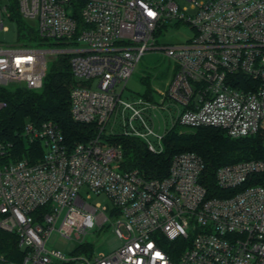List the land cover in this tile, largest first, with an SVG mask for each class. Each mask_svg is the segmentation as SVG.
I'll return each mask as SVG.
<instances>
[{
	"label": "built area",
	"instance_id": "obj_1",
	"mask_svg": "<svg viewBox=\"0 0 264 264\" xmlns=\"http://www.w3.org/2000/svg\"><path fill=\"white\" fill-rule=\"evenodd\" d=\"M12 1L0 2V32L13 20ZM15 2L42 39L61 47L0 42V87L40 90L49 58L66 54L78 82L71 115L95 133L71 145L55 122L30 121L22 132L30 149L22 158L11 157L12 143H0V229L16 234L24 252L20 261L0 252V264H264L263 159L216 169L213 193L201 180L205 163L198 154H176L168 174L156 178L123 169V147L113 142L132 136L161 153L175 126H215L233 138L264 135V0ZM175 27L193 35L159 43ZM154 50L177 66L168 88H156L161 102L153 92L124 100L136 66ZM156 111L172 119L163 134L154 128ZM83 188L115 204L122 245L109 254L88 256V242L83 254L70 257L46 248L54 231L81 238L105 227L106 209L88 202Z\"/></svg>",
	"mask_w": 264,
	"mask_h": 264
},
{
	"label": "trees",
	"instance_id": "obj_2",
	"mask_svg": "<svg viewBox=\"0 0 264 264\" xmlns=\"http://www.w3.org/2000/svg\"><path fill=\"white\" fill-rule=\"evenodd\" d=\"M11 11L12 19L18 23V36L33 38V27L23 18L15 0L12 1ZM77 85L69 56L61 54L55 59L40 90L0 87V99L6 101V106L0 109V143L13 144V159L22 158L30 149L22 137L25 125L30 121L55 122L71 145L87 142L94 135L93 125L76 122L71 115L70 93ZM145 95L152 96L150 87ZM113 142L123 147V169H139L145 175L156 178H163L168 174L176 154L186 151L198 154L205 163L201 180L213 193L217 192L215 171L219 167L244 160H264V135L233 138L225 130L215 126H175L166 135L165 149L161 153L150 152L142 139L132 136L116 137ZM38 153H41V149ZM83 249L90 250V245L83 246ZM0 252L14 261H20L24 254L16 234L2 229Z\"/></svg>",
	"mask_w": 264,
	"mask_h": 264
},
{
	"label": "rangeland",
	"instance_id": "obj_3",
	"mask_svg": "<svg viewBox=\"0 0 264 264\" xmlns=\"http://www.w3.org/2000/svg\"><path fill=\"white\" fill-rule=\"evenodd\" d=\"M201 1V0H198ZM2 4L4 0L0 1ZM182 6L189 8V13L193 14L194 10L190 8L189 2L182 1ZM8 31L0 32V42L15 44L21 43L29 47H42V48H56L61 47L60 43L56 40L42 39L38 33L37 27H33V38L18 36V23L14 20L5 22ZM193 35V31L188 28H171L166 36L158 37L159 43H179L185 41ZM59 55L55 58L57 59ZM55 59L49 58L48 73L51 71ZM177 71L176 64L166 56L162 50H154L147 52L141 61L136 66L131 78L127 82V87L123 93L124 100L133 101L144 95L149 89H152L155 100L160 103L161 96L156 90L160 88L166 90L168 88L169 79H171ZM46 81V79H45ZM6 87L15 89L19 87L17 83H10ZM120 90V89H118ZM155 117V131L158 134H163L166 128L171 127L172 119L166 111H156ZM184 128V127H183ZM155 140V137H152ZM81 194L91 204H101L106 210V215L109 220L105 227L100 230L98 227L88 230L81 238H76L73 234L70 238L61 235L58 231H54L46 242V248L61 251L67 257L83 254L81 245L83 242L90 244V250L87 252L88 256H99L101 254H109L122 245V240L116 233L114 215L115 204L113 200L105 193L96 194L88 188H83ZM91 195L88 198V195ZM60 226V222L57 228Z\"/></svg>",
	"mask_w": 264,
	"mask_h": 264
}]
</instances>
